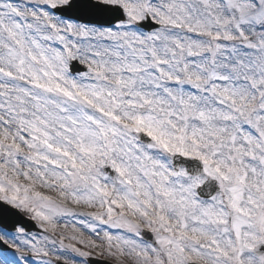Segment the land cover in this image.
I'll return each mask as SVG.
<instances>
[{
    "label": "snow or ice",
    "instance_id": "obj_1",
    "mask_svg": "<svg viewBox=\"0 0 264 264\" xmlns=\"http://www.w3.org/2000/svg\"><path fill=\"white\" fill-rule=\"evenodd\" d=\"M90 261L264 264V0H0V264Z\"/></svg>",
    "mask_w": 264,
    "mask_h": 264
}]
</instances>
